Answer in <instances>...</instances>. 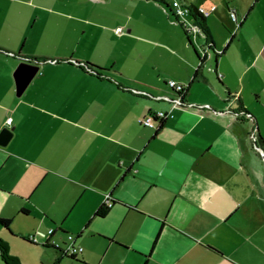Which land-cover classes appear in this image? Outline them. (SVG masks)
Instances as JSON below:
<instances>
[{"label": "crops", "instance_id": "0c3cea01", "mask_svg": "<svg viewBox=\"0 0 264 264\" xmlns=\"http://www.w3.org/2000/svg\"><path fill=\"white\" fill-rule=\"evenodd\" d=\"M35 1L0 0V132L13 130L0 145V245L15 264H264V0H123L105 32L148 44L154 64L26 52L25 27L5 26ZM176 4L215 6L209 35L189 34ZM27 59L40 69L18 96ZM171 79L194 106L142 126L171 110ZM68 235L76 257L53 247Z\"/></svg>", "mask_w": 264, "mask_h": 264}, {"label": "rangeland", "instance_id": "374dc122", "mask_svg": "<svg viewBox=\"0 0 264 264\" xmlns=\"http://www.w3.org/2000/svg\"><path fill=\"white\" fill-rule=\"evenodd\" d=\"M121 2L124 1L36 0L34 6H22L20 12L12 6L9 16L14 24L6 22L5 28L21 31L18 25L25 27L29 38L24 49L33 52L36 47L40 48V57L54 58L74 53L75 58L85 61L82 64H95L92 61L100 64H154V56L150 54L148 44L133 39L124 44L105 32L108 25L121 22L117 15L123 12L119 5ZM117 29L123 28L114 31ZM101 32L108 45H103L99 38ZM38 33L40 42L32 38V35ZM88 39L95 44L94 47H86ZM145 46L146 50L141 51Z\"/></svg>", "mask_w": 264, "mask_h": 264}, {"label": "built area", "instance_id": "2783aa9c", "mask_svg": "<svg viewBox=\"0 0 264 264\" xmlns=\"http://www.w3.org/2000/svg\"><path fill=\"white\" fill-rule=\"evenodd\" d=\"M215 10V6H212L210 9H204V8H198V12L203 15L204 17L209 16L213 11ZM191 14V10L189 8V6L186 5H180V4H176V7L174 9V15L176 16V18L178 19V21H182L185 20L186 18H188ZM230 17L232 19L233 22H235L236 24H238L237 21V15L235 11H232L230 13ZM182 25L184 26L185 30L189 33V34H193L197 31H200V29L197 27V25L195 23H190L187 21H183ZM116 32L118 34L122 33L121 29H117ZM168 86L174 90L177 93V96L174 99H170V98H162L165 99L169 102H171L172 104V108L170 111L168 112H164V111H157L155 113H151L146 115L145 117L141 118L139 120L140 124L142 126L151 128V129H159L162 124L168 120V119H173L175 117L173 111L177 108H182L184 106H189V107H193V104L188 105L185 101V94H186V90H187V86L184 85L183 83L177 82L176 80H169L167 82ZM12 123V120L9 118L6 121V125L10 126ZM252 139L254 142H256L257 140V136L255 133L252 134ZM259 149V148H258ZM262 153V156L264 157V153L261 149H259ZM106 205L111 206L112 203L109 200H106ZM54 234V229H49L44 235L43 237L46 240H49V238ZM30 240L32 242H37V238L35 236H31ZM76 237L74 235H68L67 241H66V246L64 248H60V245L57 243H53V247H55L56 249H60L62 254L68 257H76L78 254H80L83 251V248L81 246L76 245ZM46 243V242H44Z\"/></svg>", "mask_w": 264, "mask_h": 264}, {"label": "water", "instance_id": "95a60500", "mask_svg": "<svg viewBox=\"0 0 264 264\" xmlns=\"http://www.w3.org/2000/svg\"><path fill=\"white\" fill-rule=\"evenodd\" d=\"M35 63H33L31 60H26L19 64L14 77L16 80V89H17V95L21 96L22 93L25 91V89L28 87L30 82L33 80V78L36 76V74L39 72L40 66L38 65V61L35 60ZM236 107V105H235ZM13 136V130L11 128H4L0 132V145L6 146L7 143L10 141V139ZM258 148V147H257Z\"/></svg>", "mask_w": 264, "mask_h": 264}, {"label": "trees", "instance_id": "16d2710c", "mask_svg": "<svg viewBox=\"0 0 264 264\" xmlns=\"http://www.w3.org/2000/svg\"><path fill=\"white\" fill-rule=\"evenodd\" d=\"M166 7H167V5H166ZM189 8L191 10V14L190 15L194 18L197 27L201 30L202 33H204L205 35L208 36L209 35V31H208V27H207V24H206V17L201 15L198 12V9L196 7L189 6ZM240 112H241V110H240ZM242 113H244L246 115L248 114L245 111H242ZM111 203L113 204V202H111ZM109 208H110V206L103 205L102 208H100L97 211L96 216L104 217L107 214ZM0 250H1V253H2V259H3L5 264H15L14 260L9 256L7 248L4 245H0Z\"/></svg>", "mask_w": 264, "mask_h": 264}]
</instances>
